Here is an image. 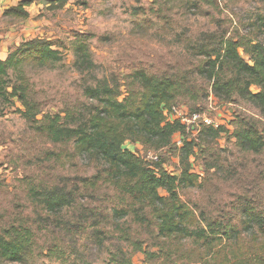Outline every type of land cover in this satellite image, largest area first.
Returning a JSON list of instances; mask_svg holds the SVG:
<instances>
[{
	"label": "rangeland",
	"instance_id": "374dc122",
	"mask_svg": "<svg viewBox=\"0 0 264 264\" xmlns=\"http://www.w3.org/2000/svg\"><path fill=\"white\" fill-rule=\"evenodd\" d=\"M168 1L68 0L61 8L49 9L44 0L28 26L19 18L6 16L0 20V40L6 41L0 47L5 53L25 40L44 37L62 52V60L45 66L25 65L2 81L11 84L23 79L30 85L43 111L38 119L64 116L62 111L68 109L85 117L97 104L86 88L107 84L124 90L137 70L155 74L192 70L200 62L191 50L199 35L256 33L257 18L264 14V0H215L211 4L203 0L198 2L200 7L191 0ZM83 44L92 63L80 58L83 54L77 46ZM177 102L192 106L183 99ZM200 103L208 106L209 97ZM212 105L208 113L225 130L216 138L200 140L197 136L195 156L190 160L198 183L180 188L179 193L200 219L201 212L239 219L242 202L264 205V155L240 150L233 135L235 122L239 116H252L264 129V116L239 98L232 102L213 99ZM23 111L17 97L0 98V232L11 225L29 224L36 232L35 244L19 261L0 254V264H110L127 259L132 264H205L222 249L220 245L204 261L196 260L192 255L196 244L174 238L160 251L153 230L131 214H115L113 209L126 206L113 186H84L107 165L89 154H76L72 143H54L35 129ZM180 137L175 134V143ZM125 146L134 151L138 144L127 141ZM178 162V156H172L168 168L174 171ZM174 173L179 174L178 170ZM54 185L79 188L77 202L60 212H49L30 198L31 187ZM160 193L167 195L165 190ZM250 228L245 232L249 242L257 231V227ZM140 244L161 257L152 261L138 250ZM167 251L178 254L167 260ZM222 264L233 263L225 259Z\"/></svg>",
	"mask_w": 264,
	"mask_h": 264
},
{
	"label": "trees",
	"instance_id": "16d2710c",
	"mask_svg": "<svg viewBox=\"0 0 264 264\" xmlns=\"http://www.w3.org/2000/svg\"><path fill=\"white\" fill-rule=\"evenodd\" d=\"M67 1L48 0V8H61ZM191 1L198 5L203 0ZM206 1L211 4L215 0ZM31 3L32 0H22L17 6L6 9L5 14L28 18L26 7ZM257 21L256 33L199 35L191 50L200 62L192 70L156 74L137 70L129 76L130 82L124 84V90L107 84L86 88V94L97 104L85 117L68 109L62 111L66 113L64 116L46 115L38 119L43 111L40 102L32 95L30 85L22 77L20 82L11 84L2 81L12 70L22 71L25 65L45 66L62 60V52L49 39L31 38L18 44L5 59L0 58V98L7 95L17 97L24 106V117L34 122L35 129L46 133L54 143H72L76 154H89L93 160L105 163L106 169H98L84 186L94 188L99 183L113 186L126 206L113 209L115 214H131L138 223L153 230L160 251L166 241L181 238L196 244L192 253L196 260L204 261L214 248L222 245L221 250L204 261L205 264H222L225 259L233 264H264L263 204L242 202L239 219L210 217L203 212L200 219L181 199L180 188L198 183V174L192 171L190 160L195 156L198 142L196 138H185L178 146L174 136L177 133L184 135V127L179 121L169 120L164 112L165 108L178 103V99L191 103V107H186L195 111L203 99L212 95L215 101L244 100L264 116V14H260ZM77 49L83 54L80 58L92 63L85 44L78 45ZM209 86L211 91H208ZM252 87L258 90L253 91ZM235 127L233 135L240 150L264 155V129L260 120L239 116ZM223 130L221 124L218 127L203 125L198 139L219 137ZM127 141L139 145L134 152L125 146ZM148 150L158 153L157 161L145 160L144 153ZM176 155L179 162L175 170L179 174L168 168L170 158ZM78 189L40 186L31 187L29 194L49 212H60L77 202ZM161 190L167 195H162ZM250 227H257V231L253 232L254 241L249 242L245 232ZM35 237L33 227L23 222L3 228L0 232L1 256L21 260L35 244ZM140 245L138 250L144 251L152 261L161 257V254L144 250ZM164 254L170 260L178 253L167 251ZM110 264L132 262L127 259L122 263L111 261Z\"/></svg>",
	"mask_w": 264,
	"mask_h": 264
},
{
	"label": "built area",
	"instance_id": "2783aa9c",
	"mask_svg": "<svg viewBox=\"0 0 264 264\" xmlns=\"http://www.w3.org/2000/svg\"><path fill=\"white\" fill-rule=\"evenodd\" d=\"M213 99V96L210 95L209 105L206 107H202L201 105H199L198 109L195 111H191L185 105H181L178 103L165 108L164 112L168 119L171 121H179L184 127L185 134L181 135V137L178 138V141L176 142L178 146L182 145L185 138L189 140L197 138L203 125L214 127H218L220 125L219 121L213 118L208 113V108H213ZM144 156L145 160L149 162L157 161L159 158L158 153L153 150H148L144 153Z\"/></svg>",
	"mask_w": 264,
	"mask_h": 264
},
{
	"label": "crops",
	"instance_id": "0c3cea01",
	"mask_svg": "<svg viewBox=\"0 0 264 264\" xmlns=\"http://www.w3.org/2000/svg\"><path fill=\"white\" fill-rule=\"evenodd\" d=\"M21 1L22 0H0V20L3 19L6 16L10 17L12 19H16V17H14V16L6 15L5 14V10L10 8V7L17 6ZM42 2H44V0H32L31 5L26 7V10L29 12V17L25 18V19H20V18L19 19L17 18V19L18 20H22V23L25 22L26 26H28L27 23L33 22L32 18H33V15L35 14V11L38 9L37 8L38 7V3H42ZM8 41H10V40H8ZM1 42H2V45H4L6 43V41L4 39L0 40V44H1ZM11 43L8 44V45H11ZM8 53H5V48L0 47V58L1 59H5L7 57V55H8Z\"/></svg>",
	"mask_w": 264,
	"mask_h": 264
}]
</instances>
